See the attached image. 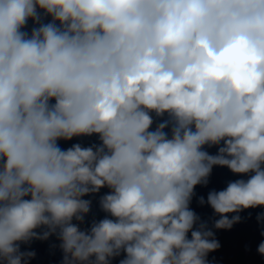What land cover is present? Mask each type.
<instances>
[{
	"label": "clouds",
	"instance_id": "clouds-1",
	"mask_svg": "<svg viewBox=\"0 0 264 264\" xmlns=\"http://www.w3.org/2000/svg\"><path fill=\"white\" fill-rule=\"evenodd\" d=\"M214 167L246 178L199 196L203 219ZM256 208L264 0H0V264L52 236L61 264H215L214 230Z\"/></svg>",
	"mask_w": 264,
	"mask_h": 264
}]
</instances>
